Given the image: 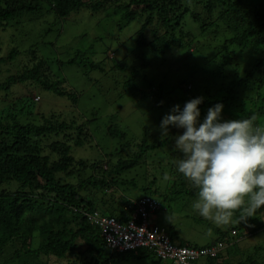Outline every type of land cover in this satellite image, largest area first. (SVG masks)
Listing matches in <instances>:
<instances>
[{"label": "trees", "instance_id": "1", "mask_svg": "<svg viewBox=\"0 0 264 264\" xmlns=\"http://www.w3.org/2000/svg\"><path fill=\"white\" fill-rule=\"evenodd\" d=\"M39 10L51 19L48 33L83 10L108 16L119 14L124 25L139 20V29L134 33L138 54L132 52L122 59L113 58L116 69H110L130 73L124 80L125 90L140 91V78L144 73L172 57H180L194 65L188 71L193 72L195 83H187L183 92L169 97L167 91L150 88L143 91V98H153L157 106L163 108L164 101L170 102L171 107L177 104L183 107L188 100L203 96L204 101L199 106L201 120L208 108L222 103L224 119L254 114L256 124L264 126V0H0V27L6 29L10 20ZM102 19L99 17L97 21ZM146 32H149L148 37ZM98 39L96 36L94 41ZM30 51L31 56H23L25 60L19 62V69L0 82V90L17 83L34 84L64 97L76 109L79 95L61 86V80L50 72L46 60L37 56L35 49ZM20 54L18 47H11L5 56H0V70L2 63L15 60ZM85 58L82 56L81 60ZM143 58L144 63H136ZM77 60L75 54L59 64H75ZM157 60L159 62L151 65ZM99 62L87 60L91 69L98 68ZM15 99L23 105L32 101H23L21 96ZM53 112L47 116L37 112L33 114L37 117L31 119L15 111L0 110V264H57L50 261H60L74 254L78 261L58 264H118L122 261L126 264L130 259L147 257L169 264L159 259L152 247L126 251L109 247L100 234V227L90 221L89 216L97 211L102 217H114L126 224L140 199L146 196L160 201L145 193L136 199H120L114 193L108 194L111 187L132 181L122 178L123 172L147 152L160 148H167L169 154L174 151L177 156L166 157L169 175H162L170 186L169 196H163L164 184L155 183L167 166L161 164L149 169L150 184L156 187L153 195L173 200L181 193L178 187L184 193L196 195L192 185L177 171L181 154L173 149V136L182 130L170 128L168 137L153 140L141 135L133 138V146L126 140L125 132L109 127L108 133L124 143L119 147L122 153L115 152L118 158L115 163L108 160L103 163L72 154L73 149L94 146L79 112ZM125 154L129 157L125 158ZM99 188H104L107 198L103 195L98 200L94 198ZM160 209L161 201L160 207L152 213L153 222ZM196 215H187L196 219L194 232L199 234L205 229L213 232H206L210 236L206 237V242H189L174 225L168 231L161 227L172 244L200 252L195 264H264L263 238L253 240L251 245L245 243V239L264 236V209L246 221L237 220L229 230L208 220L204 225L201 223L204 218Z\"/></svg>", "mask_w": 264, "mask_h": 264}, {"label": "rangeland", "instance_id": "2", "mask_svg": "<svg viewBox=\"0 0 264 264\" xmlns=\"http://www.w3.org/2000/svg\"><path fill=\"white\" fill-rule=\"evenodd\" d=\"M99 17H103V19L97 21ZM120 19V15L116 13H111L108 16L104 13L92 14L83 10L74 18L71 16L62 24H58L53 32L48 33L51 19L46 17L44 11L39 10L25 13L22 18L10 20L6 29L0 27V56H5L11 47H18L21 50L20 56H17L15 60L1 64L0 82L4 81L9 74L15 73L19 69V62L21 63L22 59L25 60L24 57L31 56L30 49H35L37 56L46 60L50 72L56 74L61 80V86L67 90H73L79 95L75 109L64 97H59L34 84L25 86L17 83L0 90V110L6 111V113L15 111L19 116H29L31 119L37 117L33 115L37 112H41L40 114L45 116L53 111L56 113H64L66 110V113L79 112L80 121L86 124L91 138L94 140V146L73 149L72 154L76 158L97 159L103 163L107 160L115 163L118 159H116L117 154L122 153L119 147L124 143L121 138L108 133L109 127L125 132L126 140H129L131 144L133 138L141 135H147L146 138L152 140L163 138L159 131V125L164 115L168 114L172 108L170 102L164 101V107L159 108L157 101L153 98H143V91H148L150 88L162 89L168 92V97L180 94L187 83H195L193 72L188 71L194 68V65L189 60L182 61L180 57H172L167 63L144 73L143 78H140V91L125 90L124 80L130 73L118 70L110 71V69L115 68L113 65L116 64V61L113 58L122 59L132 52L138 54L139 48L134 42L137 35L135 36L134 33L139 29L140 21L136 20L124 25ZM96 36L99 39L94 41ZM146 36H149V32H146ZM75 54L79 59L77 63L59 64V61H65ZM134 54L133 56H135ZM82 56L87 59L81 60ZM88 59L100 61L98 68L91 69L87 63ZM144 62V58L142 61L141 59L136 61L140 64ZM157 62L159 60L151 65H155ZM101 69L106 72L103 73ZM172 90L173 94H170ZM16 96H21L23 101L30 99L32 101L23 105L17 102ZM132 145L134 146V144ZM169 151L167 148H160L147 152L142 159L139 158L136 161L137 163L132 168L121 174L122 178L132 181H128L126 185L118 183L120 185L108 189V194L114 193L120 199H136L143 193L158 198L161 201V209L156 212L154 222L166 231L170 229L171 225L176 226L175 230H179L189 239V242L192 240L198 243H201L202 240L206 242V237H210L206 232L209 234L213 232L205 229L202 231L204 235L202 232L195 233L196 219L192 216L187 218L188 214L197 216L191 207L196 195L184 193L179 187L181 193L176 194L173 200L153 195V190L156 187H153L152 183L150 184L152 177H149V169H156L164 164L167 167L162 166V174L157 173L159 175L157 177L155 173L157 177L155 183L164 184L163 196H169L170 186H167V178L162 175L164 173L169 175L168 158L166 157L177 156L174 151L170 154ZM127 152L129 151L125 150V153ZM128 157L129 154H125V158ZM149 184L150 187L144 189ZM158 190L162 192L161 188ZM103 191L104 188H99L94 193V198L98 200L101 195L107 198V192L105 191L103 194ZM42 215L44 216V214ZM201 223L205 225L207 220L202 219ZM231 224L221 227L229 230ZM165 235L168 238L167 233ZM261 238L263 241V235L245 239V243L251 245L253 240L257 242ZM69 260L78 261V256L74 254L63 260H51L50 262L55 261L58 264ZM118 264L125 263L122 261ZM126 264L160 263L155 258L147 257L130 259Z\"/></svg>", "mask_w": 264, "mask_h": 264}, {"label": "clouds", "instance_id": "3", "mask_svg": "<svg viewBox=\"0 0 264 264\" xmlns=\"http://www.w3.org/2000/svg\"><path fill=\"white\" fill-rule=\"evenodd\" d=\"M203 101L199 96L173 106L159 125L161 137L170 128L182 130L173 136V149L181 154L177 171L195 189V213L216 226L246 221L264 209V127L254 114L224 119L222 103L201 120Z\"/></svg>", "mask_w": 264, "mask_h": 264}, {"label": "built area", "instance_id": "4", "mask_svg": "<svg viewBox=\"0 0 264 264\" xmlns=\"http://www.w3.org/2000/svg\"><path fill=\"white\" fill-rule=\"evenodd\" d=\"M159 207V201L145 196L136 203L133 217L126 224H121L114 217H102L97 212H92L89 220L100 227V234L107 245L117 251L148 246L159 257L170 260L173 264H195L193 261L199 257L200 252L193 248L172 245L163 229L153 222L152 213Z\"/></svg>", "mask_w": 264, "mask_h": 264}]
</instances>
